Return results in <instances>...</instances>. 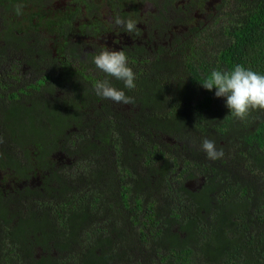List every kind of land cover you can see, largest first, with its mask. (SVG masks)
Listing matches in <instances>:
<instances>
[{"label":"trees","instance_id":"trees-1","mask_svg":"<svg viewBox=\"0 0 264 264\" xmlns=\"http://www.w3.org/2000/svg\"><path fill=\"white\" fill-rule=\"evenodd\" d=\"M141 1L121 0V12L115 17L135 21ZM152 1L159 10L153 16L152 40H147L142 31L128 32L133 43L119 50L126 54L135 73L133 89L99 71L93 63L96 54L83 56L79 52V46H85L83 42L72 45L74 35L97 40L113 28L93 17V12L100 9L98 3L76 0L77 7L47 22L48 28L54 29L58 57L64 64L60 81L75 83L69 102L61 106L54 98V91L62 87L60 82L54 83L56 75H44L1 98L6 106L0 105V136L10 140L12 154L0 151V170L13 173L20 181L31 179L34 173L50 171L51 175L44 176L39 189L26 190L31 201L25 206L18 202L21 195L18 201L10 200L0 189V264H122L124 259L136 256L134 238L136 247L146 248L155 258L153 264H264V203L260 201L252 211L250 198L237 197L239 188L230 185L227 172L212 167L208 170L212 177L198 191L188 189L185 181L196 176L187 168L179 170L177 157L157 142L161 135L184 140L201 128L216 96L215 89L208 91L200 83L212 71H231L242 65L264 75V0H224L228 9L220 19L227 42L205 56L188 39L172 43L166 39L156 45L159 41L154 36L164 26L163 8L179 0H166L168 5L161 9L159 0ZM129 2L133 6L126 11ZM42 3L0 0V15H4L0 55L8 48L22 51L27 47V62L38 74H42L40 67L45 59L54 60L43 49L42 40L29 38L30 33L49 31L43 27L48 12ZM203 3L192 0L188 8H201ZM18 5L22 6L19 14ZM82 5L91 13L88 23L82 19ZM24 9L28 12L19 21ZM77 22L81 23L78 28ZM169 48L174 49L171 57L181 58L164 60ZM137 63H144L148 70L136 67ZM54 64L57 73V60ZM103 80L133 98L131 106L139 109L134 120L114 119L108 109L110 100L94 91L95 84ZM0 85L6 88L1 81ZM46 93L50 99L44 97ZM91 104L96 107L94 113H105L108 119L96 126L94 137L89 138L84 124L92 112ZM226 110L227 123L217 128L221 134L236 119ZM73 130L80 133L73 137ZM79 142L80 149L71 153L79 159L69 176L70 185L62 181L54 158L62 144L73 150ZM239 142L246 149L243 156L247 153L253 159L249 168L264 178V116L255 131L243 133ZM110 152L116 157L109 164ZM139 168L142 173H137ZM178 175L181 180L175 179ZM46 196L55 198L45 200ZM53 206L55 212L51 211ZM127 228L135 234H127Z\"/></svg>","mask_w":264,"mask_h":264},{"label":"rangeland","instance_id":"rangeland-1","mask_svg":"<svg viewBox=\"0 0 264 264\" xmlns=\"http://www.w3.org/2000/svg\"><path fill=\"white\" fill-rule=\"evenodd\" d=\"M51 1L52 5L49 6V9L52 10L51 12L54 15L56 13H60V11L66 10L67 4L70 5L72 0ZM191 1L192 0H179L177 6L175 5L171 8H167L166 6L163 8L166 12L165 20L161 19L164 22V26L162 28L163 31H159L155 34L156 36H154L155 40L159 41L156 43V45H158L160 41L164 42L166 39H169L171 43L177 39H188L187 42H192L194 45H196L204 54V56L211 55L210 52L212 50L218 51V48L225 46L227 42L225 36L222 33L223 20L220 19V16L225 15V12L228 8L224 7V0H204L201 8H191L190 10L188 8V4ZM96 3L101 6L99 10L103 13L102 17L104 16L105 18L102 20L104 24H110L114 29L111 28L109 33L104 35L102 39L83 40L81 38H77L71 42L72 45L83 42L85 46H79V52L83 56L87 53L97 54V50L99 49L119 51L121 48H123V46L131 45L133 43L132 38L127 31L114 24L115 16L113 13H110V10L103 3V0H97ZM220 5L223 7L222 10L218 9ZM138 8L140 13L135 19L136 30L142 31L141 34H143L147 40H152L150 33L153 32L151 29L155 24V18H153L151 21H148V18H151L150 15L148 16V14L155 13L156 9L150 4L143 3H140ZM159 8L161 9V6H159ZM231 8L234 9V5ZM3 16L4 15H0V27L3 25ZM5 16L8 18V21H10V14ZM84 18L85 17H82V19ZM96 19L98 18L96 17ZM181 20H183V22ZM19 21H23L22 18ZM196 28L197 31L195 30ZM53 30H49L46 33L44 31L41 32L43 41V46H41L46 50L48 56L51 55L52 59L59 61V50L57 41L55 40L56 37L52 34ZM39 35L40 34H38V36ZM38 36L32 34L29 38L34 41V37ZM25 51H18L13 48H8L0 55V75L2 77L0 78V81L6 87L2 88L0 85V105L6 106V104L1 99L3 96H6L7 98V96L12 91L24 88L26 85L31 83H36L44 75H49L51 77L56 75L54 83L58 84L60 82L62 87H58L56 91H54V98L60 100L59 104H61V106H64L66 103H68L69 98L72 96V90L75 83L68 80L60 81L62 73H64V67L62 66V63L59 64L60 68L56 73L54 68L56 65L51 62L52 60L50 61L47 58L43 61L44 66L40 67L42 74H38V70H35L27 62L28 58ZM172 53H174V49L169 48L168 52L162 58L169 61L171 59L181 58V55L171 57ZM149 60L153 61L154 59L149 58ZM74 62H72V64L76 66L77 64ZM136 67H145V69L148 70V67L144 65V63H137ZM179 67L184 68L183 64H179ZM179 76L182 79V82H184L186 77L182 71L179 73ZM35 96H39V93L35 92ZM44 97H48L50 99L47 93L46 96L44 95ZM95 108V105L91 104L92 112L87 115L89 120L85 121L84 124L87 126L86 129L89 134V138H91V135L93 136L95 127L108 119V115L105 113H94L93 110H95ZM108 109L110 110L111 114L114 115L113 117L117 122H121L123 119L134 120V118L139 113V109H133L131 105H118L111 100ZM263 116L264 110H252L243 120L232 119L230 122V128L221 134L217 131V128L224 126L227 123L228 113L223 97H216L214 103L211 106V110L206 115V119L201 123V128H205V131L207 132L200 128L196 133H190L186 137L187 139L184 140L161 135L157 139V142L161 144L163 150L170 151L177 157L179 170L182 168H187L192 174L196 176L195 179L185 181V186L188 189L198 191V189L205 183L206 179L212 177V174L208 171L210 167L215 169L217 172L225 170L227 172V176L229 177L228 179L230 181V185H234L233 187L239 188L237 197L242 198L248 196L251 200L250 202H252L251 210L254 211L259 207L257 206V203L260 201L261 204L264 203V198L261 197V193L264 191V178L249 168V166L253 165L254 162H252L253 159L252 161L249 159V155L247 153L245 156H243L246 149H244V147L239 142V138L243 133L246 134L255 131ZM113 117L110 118L113 119ZM2 129L3 127L0 126V131ZM74 130L70 133L73 134V137L80 133V131ZM205 138L214 141L218 150H223L224 156L221 159L212 161L206 157L205 152L201 149V143ZM82 141L83 140H80V142ZM80 142L78 143V148L73 150H71L70 147H66L64 144H62V149L57 152V156L54 158L55 162L57 163L56 170H58V173L62 176V181L64 179L65 182L70 185L73 183L69 180V176L75 170L74 164L79 159H77V154L74 157V155L71 156V153H76V150L80 149ZM170 147L173 148L169 149ZM67 150H69V154L67 153ZM0 151L2 153L12 154V145L10 140L5 136H0ZM115 157L116 154L110 152L108 154V163L110 164ZM249 161L251 163H249ZM200 171L202 172L200 173ZM142 172L143 171L140 168L137 171V173ZM47 175L50 176L51 172L49 171L45 174L34 173L31 175V179L20 181L15 179L13 173L0 170V189L7 193L6 197L10 200L18 201V197L21 195V199L18 202L21 203L22 206H25L31 201V198L29 197L31 194H27L26 190L39 189L43 185V180L45 179L44 176ZM175 179L181 180L180 175L175 176ZM177 183L178 181L175 180L174 184ZM242 194H245V196H242ZM46 197L47 198L45 200L55 198L52 196ZM13 208L16 210L15 206H13ZM56 209L57 208L53 206L51 211L55 212ZM127 229V234H135L131 228ZM132 243H134L133 249L137 248L135 251L136 256L134 258L124 259L122 264H153V260L155 258L148 253L147 249L142 246H140L141 248L136 247L137 241L135 238L132 239ZM40 255L41 251H38L37 256Z\"/></svg>","mask_w":264,"mask_h":264},{"label":"clouds","instance_id":"clouds-1","mask_svg":"<svg viewBox=\"0 0 264 264\" xmlns=\"http://www.w3.org/2000/svg\"><path fill=\"white\" fill-rule=\"evenodd\" d=\"M22 6H17L19 14ZM114 24L132 33L136 31V22L121 17L114 18ZM96 68L109 77L122 81L124 87H135V73L128 65V57L123 51L102 50L93 57ZM208 91L215 89L216 97L226 98V107L236 119H245L252 110H264V75L236 65L231 71H212L204 83H200ZM95 94L111 100L118 105H132L133 98L127 96L123 90L111 86L108 80L99 81L94 86ZM201 149L209 160L215 161L224 156L222 149L218 150L215 142L203 139Z\"/></svg>","mask_w":264,"mask_h":264},{"label":"flooded vegetation","instance_id":"flooded-vegetation-1","mask_svg":"<svg viewBox=\"0 0 264 264\" xmlns=\"http://www.w3.org/2000/svg\"><path fill=\"white\" fill-rule=\"evenodd\" d=\"M44 1V3H42L41 5H42V7H44L45 8V10L48 12V13H46V16L47 17H45V23H44V25H43V27L45 28V29H48V30H50V28H48L50 25L49 24H47V22L48 21H50V20H54V19H58V16H59V13H56V14H52V10L51 9H49V6L50 5H52V1L51 0H43ZM88 2H89V4L90 3H92V2H96L97 0H87ZM129 1H131V0H129ZM158 2V6H161V8H163V6H166V5H168L167 4V2H166V0H159V1H157ZM103 3L108 7V9L110 10V13H113V15L114 16H117V12L119 11V12H121V0H103ZM141 3H143V4H150V5H152V6H156V4H155V2L154 1H152V0H142L141 1ZM79 3L78 2H76V0H72L71 1V3H70V5H68L67 4V7H66V10L68 9V8H70V7H73V9L75 8V7H77V5H78ZM41 5H39V6H41ZM137 5H138V7H139V5H140V2L139 3H137ZM178 5V3L176 4V6ZM100 6V5H99ZM132 6H133V4H132V2H129V7L126 9V11H130V9L132 8ZM175 5H173V6H167V8H171V7H174ZM38 8V7H37ZM43 8V9H44ZM100 8H101V6H100ZM165 8V7H164ZM82 9H83V17H85L84 19H83V21L85 22V23H88L89 21H90V18H89V15L91 14V13H89V12H87V9H86V6H84V5H82ZM156 9V8H155ZM3 10V9H2ZM66 10H64V11H60L61 12V14L62 13H64ZM26 12H27V9H24V14H23V16H21V18H23L25 15H26ZM159 12V10L157 9L156 10V12L155 13H149L148 14V16L150 15L151 16V20L154 18L153 16H155L157 13ZM93 14L95 15V16H93V17H95V19H96V17L98 18V20L101 22L102 20H103V18H104V16L102 17V12L100 11V10H97V11H94L93 12ZM105 19V18H104ZM149 18H148V21L150 20ZM103 22V21H102ZM80 26V23L79 22H77L76 24H75V27L76 28H78ZM41 28V27H40ZM51 30H53V29H51ZM41 32H43V31H41ZM41 32L40 31H37V32H35V33H30L29 34V37L33 34V35H35V36H38V34H40L38 37H34L35 38V40L34 41H38V40H42V37H41ZM45 33L47 32V30H45L44 31ZM77 38H81V39H83V40H87V39H85L83 36H79V35H74V37H73V39L74 40H76ZM42 42V41H41ZM26 48L27 47H25L24 49L26 50ZM24 49H22V51L24 50ZM24 50V51H25ZM45 50V49H44ZM58 50H59V47H58ZM59 58V57H58ZM61 60L59 59V61H57L58 62V64H60L61 62H60ZM51 62H53L54 63V60H52ZM62 65H64L63 63H62Z\"/></svg>","mask_w":264,"mask_h":264}]
</instances>
